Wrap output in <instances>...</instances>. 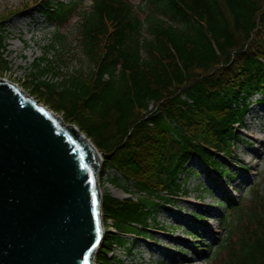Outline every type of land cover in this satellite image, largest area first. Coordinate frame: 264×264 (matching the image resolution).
<instances>
[{"label": "trees", "instance_id": "obj_1", "mask_svg": "<svg viewBox=\"0 0 264 264\" xmlns=\"http://www.w3.org/2000/svg\"><path fill=\"white\" fill-rule=\"evenodd\" d=\"M144 1L153 11L142 19L140 6L128 0H92L80 16L79 43L93 66L61 82L38 80L48 65L31 80L30 93L43 89L44 104L76 124L102 153L101 174L116 171L142 195L120 200L103 191V221L115 230L106 229L95 264H113V246H125L127 235L144 236L148 221L157 226L158 208L187 192L180 177L193 171L192 160L231 178L215 154L231 153L235 124L251 98L264 102V0ZM82 2L47 0L43 14L61 26ZM7 67L0 56V69ZM228 210L235 215L231 234L239 236L234 244L224 238L216 252L226 246L225 264H264V195L253 192L247 210L242 202Z\"/></svg>", "mask_w": 264, "mask_h": 264}, {"label": "rangeland", "instance_id": "obj_2", "mask_svg": "<svg viewBox=\"0 0 264 264\" xmlns=\"http://www.w3.org/2000/svg\"><path fill=\"white\" fill-rule=\"evenodd\" d=\"M128 1L134 7L140 6L142 11L139 16L142 19L146 13L153 11L144 0ZM46 2L47 0H0V21L4 23L1 27L3 44H6V48L1 49L4 53L0 52V56L9 63L6 71V68L0 69V77L19 84L29 93L33 86L31 80L40 68L50 65L43 74L38 75V80L61 82L67 78L64 76L73 75L77 71L87 73L94 64L86 58L79 43L80 16L90 10L92 0H83L80 12L61 26L50 23L41 13ZM57 33L64 35L61 41L58 40ZM144 36L148 37L146 33ZM55 71H59L57 78L54 76ZM32 96L37 97L43 104L47 97L43 89ZM257 98L260 96L251 98L253 102L242 118V123L235 126L238 140L233 144L230 158L224 160L225 164L222 163L232 177H223L222 182L216 184L206 175L207 169L203 164L192 160L188 169L193 171L189 175L184 172L180 177L187 192L174 199L175 202L169 206L170 210L165 209L168 205L158 208L155 214L158 225L154 228L157 231L144 233L152 235L156 238L155 241L150 242L145 236L144 239L128 238L126 246L130 247L129 250L122 246L112 247L108 251L109 257L115 258V262L112 258L113 264H215L221 263L222 258L225 264L227 249L225 246L219 253L216 252L219 244L226 237L234 244L236 236H239L238 233L231 234L235 223L232 215L228 217L229 227L221 222L223 213L227 214L225 206L229 205L230 200L237 201L241 198L242 206L247 210L253 192L258 191L260 195H264V102H256ZM51 101L54 102L55 99ZM46 105L49 108L51 106ZM57 113L61 114L60 111ZM258 137L255 148L257 153H252L248 142ZM113 176L120 177L118 184L108 181ZM245 176L249 179L245 180ZM99 184L102 192H108L120 200L142 196L134 191L129 181H125L119 173L111 169L100 173ZM155 188L156 193L162 190L159 184ZM218 201H222V204H218ZM196 215H200L198 221ZM179 217H183L182 220ZM103 222L105 225L111 223L109 219ZM149 225L152 226V222ZM160 228L166 232L160 233Z\"/></svg>", "mask_w": 264, "mask_h": 264}, {"label": "water", "instance_id": "obj_3", "mask_svg": "<svg viewBox=\"0 0 264 264\" xmlns=\"http://www.w3.org/2000/svg\"><path fill=\"white\" fill-rule=\"evenodd\" d=\"M101 163L74 124L0 78V264H95Z\"/></svg>", "mask_w": 264, "mask_h": 264}, {"label": "bare ground", "instance_id": "obj_4", "mask_svg": "<svg viewBox=\"0 0 264 264\" xmlns=\"http://www.w3.org/2000/svg\"><path fill=\"white\" fill-rule=\"evenodd\" d=\"M5 79H6V78H5ZM6 80H8V79H6ZM8 81H10V80H8ZM258 141H259V137H258V139L255 138L254 141L249 142V145L252 147V148H251L252 153H255L254 147H255V145H256V143H257ZM179 218L182 220L183 217H179Z\"/></svg>", "mask_w": 264, "mask_h": 264}]
</instances>
